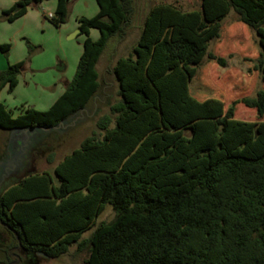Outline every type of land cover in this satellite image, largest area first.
I'll return each instance as SVG.
<instances>
[{"label": "trees", "instance_id": "obj_1", "mask_svg": "<svg viewBox=\"0 0 264 264\" xmlns=\"http://www.w3.org/2000/svg\"><path fill=\"white\" fill-rule=\"evenodd\" d=\"M44 1L20 0L2 18L14 22ZM56 1L55 13L46 18L60 28L72 0ZM96 1V16L77 19L83 52L53 105L12 110L0 101V129L10 132L70 127L92 105L96 111L106 101L109 108L97 133L54 174L29 175L6 190L2 202L12 227L23 243L51 259L77 245V253L88 252L86 264H264V90L226 109L221 98L204 99L192 89L212 65L227 66L211 45L221 40L232 13L255 33L259 56L252 58L253 70L264 82V0H200L193 11L152 6L130 55L107 72L118 84L113 104L97 66L111 40L126 38L136 2ZM92 29L99 32L96 41ZM10 49L0 43V53ZM23 66L0 72V94L15 91ZM203 81L207 92H221L207 75ZM237 105L260 120L236 119ZM108 205L115 219L83 239Z\"/></svg>", "mask_w": 264, "mask_h": 264}, {"label": "rangeland", "instance_id": "obj_2", "mask_svg": "<svg viewBox=\"0 0 264 264\" xmlns=\"http://www.w3.org/2000/svg\"><path fill=\"white\" fill-rule=\"evenodd\" d=\"M47 0L44 2H49ZM136 2V14L128 30L127 38L121 46L115 49V55L124 57L130 55L135 46L143 26V21L149 9L158 4H172L183 11H193L200 8V0H134ZM8 0H0V43L9 44L11 49L7 55L0 53V72L8 68V65H14L24 62L21 74L18 77L17 85L13 93L4 89L0 95V101L15 110L25 106L23 102L26 99L31 100L38 109L46 106H37L46 96L54 94L55 85L53 82L52 70H46V66L52 64L58 57L67 55L70 48L78 46L81 39H76L72 35L66 37L61 43L59 39V28H56L48 18L49 11L41 4L30 7L27 14L16 19L14 22H8L2 18V7ZM54 2V1H53ZM72 7V8H71ZM68 20L64 26H70L75 23V15L87 11L84 0H72L70 2ZM53 15V14H52ZM223 36L218 42L211 45V50L223 57L227 61V66L221 68L212 65L203 74L209 77L212 83L221 92H207L206 81L197 79L192 83L193 94L201 98L218 97L225 101L226 109L233 101L244 97H252L257 90H264V82L260 81L257 71L253 70L254 62L252 58L259 56L258 45L255 33L244 27L239 21L238 16L232 13L223 23ZM79 32V30H78ZM34 47L31 49V47ZM252 60V61H250ZM105 60L102 61L100 72L105 68ZM108 85L111 79L108 78ZM110 88L112 97L110 104L117 102L118 84ZM229 81V82H228ZM237 84L234 86V84ZM225 83V84H224ZM231 83V86L229 85ZM204 92H198V91ZM26 107V106H25ZM46 109V108H44ZM109 112L106 105L96 108L92 105L85 111L81 118L75 124L64 129H54L51 131L36 130L27 132L30 142L29 154L30 175H37L43 172L54 174L56 166L75 149H78L84 139L97 133V122L99 118ZM236 119L241 121L256 122L260 119L254 110L246 108L244 105L236 106ZM264 121V118H262ZM12 134L10 131L0 129V162L8 157V148ZM116 213L111 205H108L105 211L100 215L97 224L83 234V239H88L94 233L96 228L104 222H111L115 219ZM77 245L70 248L68 254L59 259H51L44 254H37L35 259L39 264H86L88 252L77 253Z\"/></svg>", "mask_w": 264, "mask_h": 264}, {"label": "flooded vegetation", "instance_id": "obj_3", "mask_svg": "<svg viewBox=\"0 0 264 264\" xmlns=\"http://www.w3.org/2000/svg\"><path fill=\"white\" fill-rule=\"evenodd\" d=\"M85 111L80 112L73 124ZM64 128L67 126L59 129ZM27 132L29 129L11 132L8 157L0 162V264H39L35 256L41 252L22 242L12 227L10 212L5 210L2 202L8 188L22 184L30 175V142Z\"/></svg>", "mask_w": 264, "mask_h": 264}, {"label": "crops", "instance_id": "obj_4", "mask_svg": "<svg viewBox=\"0 0 264 264\" xmlns=\"http://www.w3.org/2000/svg\"><path fill=\"white\" fill-rule=\"evenodd\" d=\"M19 1L20 0H8V2L5 3L4 7H2V10L4 11V10L11 9ZM75 1H77V0H75ZM84 3L86 4L87 11L82 12V13H77L75 15L76 21L74 24H72L70 26L62 25L59 28V39H60L61 43H63L65 41L66 37H68V36H70L76 32V35L74 36V38L81 39L80 44L78 46L71 47L70 48L71 51H69V53L67 55L65 54L63 56H60L55 61L52 59V64L49 66H46V70H52L53 71L52 74H53V82L55 85V90H54L55 93L50 95V96H46L43 99V101L41 100L40 102H37V104H38L37 106H46V107H44L46 109H44V108L38 109L39 107H36V105H34V103L29 99H26L23 102V104H25L26 107L34 108V109L40 110V111H45V110L49 109L53 105V103L66 91L69 83L72 81V79L75 75L78 63H79V59H80L82 52H83V43L85 40V36L82 35L80 31L78 32V30H80V29H79L77 19L80 17L92 18V17L96 16L99 12L96 0H84ZM41 7H45L46 10H48L50 12L49 14H54L55 10L57 8V1L51 0L49 2H43L41 4ZM71 8L69 5V10ZM44 15L47 16L46 13H44ZM127 35H128V33H127ZM99 37H100V35H99L98 30L92 29L90 31V38L92 40L96 41L99 39ZM126 38H127V36H126ZM124 40L119 41L117 38H114L113 40H111L110 43L108 44L104 54L102 55V57L98 63V66H97V69H98V67H100L102 61L105 60L106 64H105V68H104L103 72H100V69L98 70V72L100 73L101 78H105L106 80H108V78L111 79L110 84L107 86V87H110L111 89L116 87V82L113 81V75H111L107 72H108L109 68L115 64L117 59L120 58L118 53H117V55H115V49L117 51V49L121 46V44H123L122 42ZM124 57H126V56H124ZM18 85H19V82H18ZM101 104L105 105L106 101H102ZM8 108L11 109L10 107H8ZM15 108H17V107H15Z\"/></svg>", "mask_w": 264, "mask_h": 264}, {"label": "water", "instance_id": "obj_5", "mask_svg": "<svg viewBox=\"0 0 264 264\" xmlns=\"http://www.w3.org/2000/svg\"><path fill=\"white\" fill-rule=\"evenodd\" d=\"M22 9V7H18L14 10V13H17L18 11H20ZM80 31V30H79ZM81 32V31H80ZM62 127H66V125L64 123H61L60 126L58 127H52V128H44V127H37V128H32V129H29V131H35L37 129H40V130H44V131H51V130H54V129H59V128H62Z\"/></svg>", "mask_w": 264, "mask_h": 264}, {"label": "built area", "instance_id": "obj_6", "mask_svg": "<svg viewBox=\"0 0 264 264\" xmlns=\"http://www.w3.org/2000/svg\"><path fill=\"white\" fill-rule=\"evenodd\" d=\"M52 16H53L52 14H49L47 17H48V18H52Z\"/></svg>", "mask_w": 264, "mask_h": 264}]
</instances>
